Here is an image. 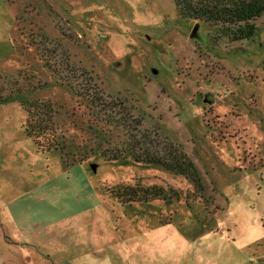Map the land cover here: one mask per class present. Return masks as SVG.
<instances>
[{
  "label": "rangeland",
  "instance_id": "obj_1",
  "mask_svg": "<svg viewBox=\"0 0 264 264\" xmlns=\"http://www.w3.org/2000/svg\"><path fill=\"white\" fill-rule=\"evenodd\" d=\"M5 1L0 264H264V13L232 40L176 0Z\"/></svg>",
  "mask_w": 264,
  "mask_h": 264
},
{
  "label": "trees",
  "instance_id": "obj_2",
  "mask_svg": "<svg viewBox=\"0 0 264 264\" xmlns=\"http://www.w3.org/2000/svg\"><path fill=\"white\" fill-rule=\"evenodd\" d=\"M176 3L182 17L205 22L210 27L213 26L215 29H218L219 33H221L218 38L227 36L231 37L230 39L232 40L252 38L256 32L254 21L260 18L264 13V0H176ZM40 58L45 61L43 56H40ZM47 66H49L48 62ZM86 99L91 105L95 102L94 104L98 110L96 113H89L90 122L93 120V116L94 122L102 120L101 115L103 114V107H99L102 104H98V102L89 98ZM45 121L46 120H42L40 123L41 125H44L42 126L44 127L42 129H49V127L46 126L47 123ZM88 129H90V127H88ZM114 142L115 141H113V143ZM132 144H134L133 149L132 145H130V151L125 154L126 156H132L136 161H142L144 163L159 164L174 170L176 173L184 174L192 178L194 181H198L194 175L197 167L189 158H187L183 151L179 153V156L177 155V158L171 157L170 159L169 155H167V157L157 154L156 156H151L148 159L146 158L147 155L144 156L145 154H143V151L140 152L135 149L138 145H140V142L136 139V137L134 138V142ZM111 145L112 142H109L108 147ZM51 147L58 149L62 148L55 142L52 143ZM124 153L125 152L122 150L121 154ZM101 154L107 160L120 158L114 153H109L108 155L105 152V149L101 150ZM74 161H80V159L75 158Z\"/></svg>",
  "mask_w": 264,
  "mask_h": 264
},
{
  "label": "crops",
  "instance_id": "obj_3",
  "mask_svg": "<svg viewBox=\"0 0 264 264\" xmlns=\"http://www.w3.org/2000/svg\"><path fill=\"white\" fill-rule=\"evenodd\" d=\"M5 4L10 8V6L8 5V3L4 0ZM10 12L13 13L12 9L10 8ZM14 14V13H13ZM5 248H1V250H3L2 252L3 253H7L8 255L12 256L13 259L14 258V254H10L9 252H6L7 251V246H4ZM25 254V253H24ZM10 258V257H9ZM12 258H10L12 260ZM15 264H33L32 261L28 260L27 258V254L24 256L23 254H18L17 255V259L15 261Z\"/></svg>",
  "mask_w": 264,
  "mask_h": 264
}]
</instances>
